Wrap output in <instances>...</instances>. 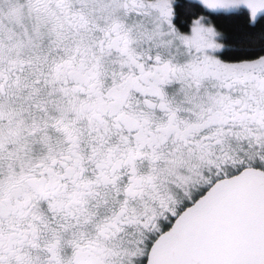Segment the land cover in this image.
Segmentation results:
<instances>
[{
  "label": "snow or ice",
  "instance_id": "snow-or-ice-1",
  "mask_svg": "<svg viewBox=\"0 0 264 264\" xmlns=\"http://www.w3.org/2000/svg\"><path fill=\"white\" fill-rule=\"evenodd\" d=\"M0 264H264V0H0Z\"/></svg>",
  "mask_w": 264,
  "mask_h": 264
}]
</instances>
